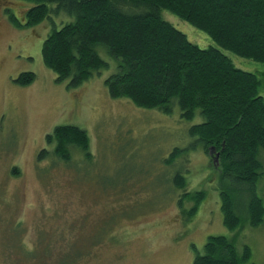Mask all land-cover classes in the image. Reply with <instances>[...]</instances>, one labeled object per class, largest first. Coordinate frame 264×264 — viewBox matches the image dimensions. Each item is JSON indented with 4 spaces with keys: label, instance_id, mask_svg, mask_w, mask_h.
Returning <instances> with one entry per match:
<instances>
[{
    "label": "rangeland",
    "instance_id": "1",
    "mask_svg": "<svg viewBox=\"0 0 264 264\" xmlns=\"http://www.w3.org/2000/svg\"><path fill=\"white\" fill-rule=\"evenodd\" d=\"M31 6L0 0V264H56L66 255L68 264H192L195 251L218 235L239 255L250 248L241 264H264V223L248 224L245 191L236 206L241 224L232 231L223 224L217 161L189 134L199 113L186 121L177 106L168 115L112 98L104 81L117 61L102 45L95 50L108 67L100 75L79 87L56 82L41 46L54 26L73 18L52 15L54 26L45 19L17 27L11 17L23 24ZM161 16L200 48H219L171 13ZM219 49L256 75L264 97V63ZM23 72L35 74L28 86L14 82ZM61 125L87 133L89 157L74 146L69 160L55 155L46 135ZM175 148L184 151L170 157ZM258 159L256 194L264 204L263 150ZM176 174L184 178L181 188ZM197 192L204 197L191 215Z\"/></svg>",
    "mask_w": 264,
    "mask_h": 264
},
{
    "label": "trees",
    "instance_id": "2",
    "mask_svg": "<svg viewBox=\"0 0 264 264\" xmlns=\"http://www.w3.org/2000/svg\"><path fill=\"white\" fill-rule=\"evenodd\" d=\"M22 1L32 6L23 24L11 17L17 27L45 19L54 26L52 15L73 18L54 26L41 46L42 62L55 73L56 82L69 80L68 88L79 87L94 73L100 75L108 67L95 50L102 45L117 61L116 72L104 81L112 98H127L137 107L168 115L177 106L186 121L198 112L202 121L192 125L189 134L217 161L224 226L232 231L241 224L236 206L242 191L248 224L264 223V204L256 194L262 174L258 154L264 151V97L256 75L238 68L219 49L264 63V0ZM162 11L203 31L219 48L192 43L162 18ZM34 80V73L23 72L14 82L28 86ZM46 141L64 160L70 159L69 146L90 156L88 135L78 127L57 126ZM183 151L175 148L170 157ZM173 181L183 187V176L176 174ZM203 197L202 192L190 195L195 203L191 215ZM66 256L56 264H68ZM249 256L248 246L239 255L228 237L209 236L192 264H241Z\"/></svg>",
    "mask_w": 264,
    "mask_h": 264
}]
</instances>
